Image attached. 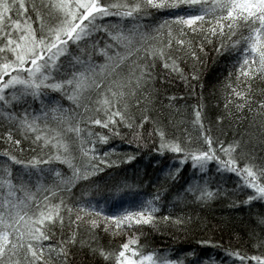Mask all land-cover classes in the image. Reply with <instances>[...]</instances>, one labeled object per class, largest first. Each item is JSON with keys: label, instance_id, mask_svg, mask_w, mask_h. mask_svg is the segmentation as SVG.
<instances>
[{"label": "snow or ice", "instance_id": "6c2138e0", "mask_svg": "<svg viewBox=\"0 0 264 264\" xmlns=\"http://www.w3.org/2000/svg\"><path fill=\"white\" fill-rule=\"evenodd\" d=\"M148 8L173 11L146 32L131 21L149 15ZM110 17L117 19H106ZM217 37L231 38L238 50L235 80L230 72L222 85L224 107L229 116L239 113L237 120L247 110L260 129V151L264 152V88L255 86L258 80L264 83V0H0V129L6 126L0 141L8 145L0 149L6 158L0 163V264H70L73 249L86 241L91 254L106 264H185L184 259L143 252L135 234L118 251L97 242L94 230L101 218L104 229L113 235L137 226L155 227L152 199L137 211L125 209L116 215H105L90 203L77 202L75 207L65 203L64 193L81 178L82 169L85 176L92 174L89 168L101 171L93 159L105 165L117 163L106 159L109 152L101 154L97 144L121 136V126L137 143L147 130L158 138L156 151L182 154L181 163L190 159L203 170L215 160L221 169L237 173L238 188L251 190L240 202L264 200V155H255L251 137L227 142L213 137L211 127L205 129L201 123L203 106L198 104L193 123L199 125L200 142L191 147L190 135L185 133L187 142L170 137L153 115L157 105L149 82L157 62L186 81L180 58L195 61L197 50L202 52ZM192 77L197 78L195 67ZM49 92L59 93L73 108L52 99ZM168 99L171 105L172 97ZM34 101L40 102V109L31 106ZM97 125L108 134L89 127ZM14 133L47 147L48 153H41L45 159H18L13 152L22 140ZM53 161L66 165L68 174L53 164L37 169L49 173L47 185L33 186L31 173L18 175L13 182L9 162L27 169ZM187 191L197 200H208L215 192L208 188L207 179L189 183ZM172 219L185 223L182 216ZM257 223L264 226V214ZM81 228L90 237L81 239ZM257 245H264V239L257 240ZM186 255L193 258L187 264H210L192 251ZM230 255L239 257L241 264L247 258L239 251ZM251 259L264 264V255Z\"/></svg>", "mask_w": 264, "mask_h": 264}, {"label": "trees", "instance_id": "16d2710c", "mask_svg": "<svg viewBox=\"0 0 264 264\" xmlns=\"http://www.w3.org/2000/svg\"><path fill=\"white\" fill-rule=\"evenodd\" d=\"M146 11L149 15L140 16L131 23H139L143 31L151 32L173 10L148 8ZM106 19L115 22L117 18ZM237 59L238 50L233 48L231 38L217 37L206 43L202 52L197 50L195 61L191 57L187 60L180 58L179 63L186 74V81L175 73H169L159 61L157 62L153 73L154 79L149 82L157 105V112L153 115L158 116L170 137H178L182 142H187L185 136L187 133L193 141L190 146H197L200 142L199 125L193 123L195 120L193 109L196 105L202 104L201 123L205 129L211 127L213 137H219L225 142L233 138L247 140L251 137L252 143L256 144L255 155L257 157L264 155V152L260 151V129L251 121L247 110H244L241 119L237 120L235 116L240 114L233 112V115L229 116L224 107L222 85L230 72H233L231 78L235 80L233 66ZM194 67L197 74L195 79L192 77ZM255 86L264 88V83L258 80ZM49 96L59 100L62 105L73 108L72 102L60 97L59 93L49 92ZM168 97H172L171 105ZM31 106L34 109L41 107L39 101L32 102ZM221 115L224 119L217 121L216 117ZM89 127H94V131L108 134L107 130L99 125ZM2 130H6V126L0 129ZM121 132V136H110L108 141L97 144L101 154L109 152L106 159L116 160L117 163L105 165L100 160L93 159L92 163L97 164L101 171H92L89 168L92 174L85 176L82 169L81 178L64 193L65 203L73 207L77 202L90 203L98 210H102L105 215H116L125 209L137 211L144 201L152 199L156 207L153 215L157 219L155 227L137 226L131 231L125 229L113 235L104 229L101 218L97 229L94 230L100 245L118 251L119 245L135 234L143 252L153 251L160 255L166 254L172 259H184L185 264L193 259L186 255L189 251L196 253L201 260L209 261L210 264H241L239 257L230 255V251H239L247 257L243 264H258L251 257L264 255V245H257V240L264 239V226L257 223L258 217L264 214V200L256 199L247 204L240 202L244 200L246 193H251V190L243 186L237 187L240 184L237 173L221 169L215 160L208 161L203 170L194 166L190 159L181 163L179 156L182 154L168 150L156 151L159 147L158 138L149 136L147 130L144 131L141 143L132 139L131 132L124 126H121ZM14 137L22 140L20 148L13 152L18 159L29 160L32 156H36L38 161L45 159V155L41 153L47 154V147L33 144L31 140H24L19 133H14ZM5 147L8 145L0 141V149ZM248 148H251V144ZM129 155L132 159L126 158ZM5 159L0 155V163ZM83 163L81 160V164ZM53 164L65 175L68 174L67 166L55 161L47 165L43 163L29 165L27 169L21 164L9 162V167L14 183L18 175L27 177L31 173V182L34 186L37 182L44 185L50 183L49 173L37 169L43 170L52 167ZM172 172H175V175H171ZM205 179L208 188L214 189L215 192L208 200H197L193 193L187 191V187L191 182L203 183ZM164 216H168L169 219H162ZM181 216L185 223H174L172 218ZM79 231L81 239L91 235L84 228ZM70 264L106 262L103 258L91 254L86 241L83 246L78 243L73 249Z\"/></svg>", "mask_w": 264, "mask_h": 264}]
</instances>
